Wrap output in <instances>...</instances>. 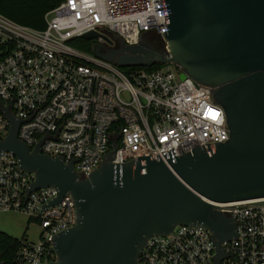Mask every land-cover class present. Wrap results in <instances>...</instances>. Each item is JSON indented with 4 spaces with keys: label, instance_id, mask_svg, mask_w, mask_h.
<instances>
[{
    "label": "built area",
    "instance_id": "obj_1",
    "mask_svg": "<svg viewBox=\"0 0 264 264\" xmlns=\"http://www.w3.org/2000/svg\"><path fill=\"white\" fill-rule=\"evenodd\" d=\"M45 23L44 30H34L0 14V142L10 126L6 110L19 121L17 138L30 151L41 142V154L72 162L86 178L112 143L117 149L111 164L121 166L143 164L145 157L174 162L228 140L212 90L188 77L180 80L178 67L123 72L69 45L98 32L134 46L155 32L166 49L163 0H62ZM33 181L34 174L22 170L14 155L0 151V211L23 212L41 228L37 242L19 240L13 257L0 258L2 264L54 261L53 238L76 223L70 195L48 206L58 191L46 187L27 195ZM220 207L234 221L235 238L221 245L226 257L219 264H264V206L245 201ZM215 256L207 230L176 226L167 236L147 240L139 264H216Z\"/></svg>",
    "mask_w": 264,
    "mask_h": 264
},
{
    "label": "water",
    "instance_id": "obj_2",
    "mask_svg": "<svg viewBox=\"0 0 264 264\" xmlns=\"http://www.w3.org/2000/svg\"><path fill=\"white\" fill-rule=\"evenodd\" d=\"M163 1L166 49L142 38L129 46L98 32L83 38L103 39L107 46L94 44L92 55L118 68L174 65L180 80L210 88L229 138L174 162L145 157L143 164L121 166L111 164L112 143L99 167L83 178L72 162L41 154V142L30 151L17 138L19 121L4 110L10 126L0 151L34 174L26 194L53 187L58 197L48 206L66 194L74 201L76 223L53 238L55 259L46 264H139L147 240L176 226L207 230L219 264L226 257L221 245L235 238L234 221L220 205L264 206V0ZM112 42L118 47H108Z\"/></svg>",
    "mask_w": 264,
    "mask_h": 264
},
{
    "label": "trees",
    "instance_id": "obj_3",
    "mask_svg": "<svg viewBox=\"0 0 264 264\" xmlns=\"http://www.w3.org/2000/svg\"><path fill=\"white\" fill-rule=\"evenodd\" d=\"M61 2L62 0H0V14L19 25L41 31L46 28L45 16ZM95 42L94 38H78L69 41V45L84 53L91 54V49ZM161 66L163 65L155 64L152 67H130L121 68V70L123 72L133 69L152 71ZM19 242V240L0 232V258L2 261L6 262L13 257L19 247Z\"/></svg>",
    "mask_w": 264,
    "mask_h": 264
},
{
    "label": "rangeland",
    "instance_id": "obj_4",
    "mask_svg": "<svg viewBox=\"0 0 264 264\" xmlns=\"http://www.w3.org/2000/svg\"><path fill=\"white\" fill-rule=\"evenodd\" d=\"M51 14L47 16L48 19ZM0 232L17 240L37 242L41 228L29 215L17 211H0Z\"/></svg>",
    "mask_w": 264,
    "mask_h": 264
},
{
    "label": "flooded vegetation",
    "instance_id": "obj_5",
    "mask_svg": "<svg viewBox=\"0 0 264 264\" xmlns=\"http://www.w3.org/2000/svg\"><path fill=\"white\" fill-rule=\"evenodd\" d=\"M141 38H142V40L148 42L153 47L158 48V49H163L161 37L157 33H155V32L146 33V34L142 35ZM108 47L116 48V47H118V45L116 42H114V43L112 42V44Z\"/></svg>",
    "mask_w": 264,
    "mask_h": 264
}]
</instances>
